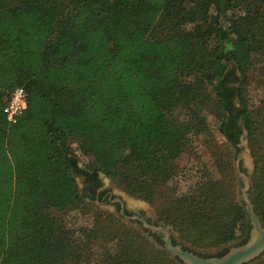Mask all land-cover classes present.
Listing matches in <instances>:
<instances>
[{"label": "trees", "instance_id": "obj_1", "mask_svg": "<svg viewBox=\"0 0 264 264\" xmlns=\"http://www.w3.org/2000/svg\"><path fill=\"white\" fill-rule=\"evenodd\" d=\"M230 63L240 72L235 85ZM259 63L264 0H0V264H90L93 256L103 264H184L161 234L150 233L158 247L142 232L114 228L109 214L108 224L75 236L66 215L87 197L75 175L102 170L150 197L168 163L190 147L194 130L181 111L203 126L212 99L229 141L242 131L238 119L252 134L244 85ZM17 86L27 107L9 123L3 108ZM74 143L99 167L81 168ZM261 161L252 201L264 224ZM124 167L140 177H125ZM195 194L187 200L192 219L209 201ZM195 196L203 199L191 203ZM185 214L175 218L182 231ZM219 219L220 235L191 241L226 243L251 227L236 203Z\"/></svg>", "mask_w": 264, "mask_h": 264}, {"label": "rangeland", "instance_id": "obj_2", "mask_svg": "<svg viewBox=\"0 0 264 264\" xmlns=\"http://www.w3.org/2000/svg\"><path fill=\"white\" fill-rule=\"evenodd\" d=\"M252 71L254 73L250 74L244 85L247 105L254 119L250 136L248 130L244 128L242 120L238 119L237 122L242 131L237 134L236 143L229 141L219 127L222 114L216 108L214 100L211 99L207 100L203 106L202 114L206 121L204 127L196 119L188 117L184 111L178 114V118L193 127L194 134L190 139V147L182 156L168 163L169 175L154 183L150 197L147 198L141 193L133 192L128 185L133 184V182L124 183L107 175L102 170L98 172L105 189H111L115 195L121 196L126 203L129 200L139 203L136 211L145 215L150 222L168 226L173 232V240L176 244H182L185 248L197 253L222 251L224 254L230 247L242 244L240 242L249 235L250 227L246 228L237 239L226 243L208 246L196 245L191 241V239H196L200 242H208L220 235L224 222L219 219V214L224 208H232L233 203H236L245 209L242 194L244 181L235 167L239 152L241 155L239 161L241 172L250 178L248 196L251 201L254 198L253 186L257 179V167L263 164L261 158L264 156V64L259 63L257 70ZM226 72L228 73L229 84H237L236 77H239L240 72L236 65L230 63ZM211 96L214 98V93H211ZM239 105L240 102L236 99V106ZM73 146L79 154V166L81 168L94 170L99 167V163L93 155L82 154L77 143H74ZM123 172L124 176L128 178L133 176L138 179L140 177L136 169L124 167ZM83 175V173L75 175L81 192H84ZM197 191L199 194L201 192L207 193L209 201L197 210V217L192 219L190 214L195 208L189 207L187 200L191 199L193 195H198L195 194ZM202 199V196H195L191 203H197ZM111 206V203L98 202L86 197L85 202L81 203L80 207L70 210L66 216L69 226L75 230V236L79 237L80 235L81 238H84L83 233L93 230L97 221H99L98 225L108 224V220L104 217H108L109 214L114 219L112 222L114 228L118 227L123 231L132 228L136 232L144 233L149 243H156L154 236L142 228L139 222L124 218L115 212ZM184 212L189 217L182 223H178L183 224L184 231H182L175 226V218ZM203 212H209V216L202 215ZM226 215L230 214L226 212ZM245 222L250 224L247 212ZM204 229H211L213 234L201 232ZM236 242L239 243L235 244ZM156 245L160 246L158 243ZM108 247L113 248L114 244L111 243ZM171 256L173 255L171 254ZM90 264L103 263L98 256H93ZM244 264H264V252L254 260Z\"/></svg>", "mask_w": 264, "mask_h": 264}, {"label": "water", "instance_id": "obj_3", "mask_svg": "<svg viewBox=\"0 0 264 264\" xmlns=\"http://www.w3.org/2000/svg\"><path fill=\"white\" fill-rule=\"evenodd\" d=\"M240 159L241 155L239 152L235 161V167L244 181L242 194L251 227L248 239L244 243L230 247L228 251L220 256H203L191 249L185 248L182 244H176L173 242V232L168 226L150 222L145 215L138 213L126 214L124 211L125 206L129 210L138 212L136 210L139 207V203H134L132 200H129L126 204L123 203L122 208L119 210L120 215L128 220H141L142 228L146 229L148 233L161 234L166 250L173 256L178 257L184 264H244L250 262L264 252V224L260 216L256 213L254 204L248 196L250 178L241 172L239 165ZM111 208L114 209L113 206Z\"/></svg>", "mask_w": 264, "mask_h": 264}, {"label": "flooded vegetation", "instance_id": "obj_4", "mask_svg": "<svg viewBox=\"0 0 264 264\" xmlns=\"http://www.w3.org/2000/svg\"><path fill=\"white\" fill-rule=\"evenodd\" d=\"M94 172H89V174L83 175V182H84V193L87 195V198L97 200L98 202H108L111 203V205L114 207V211L120 214L119 210L122 208L123 203L126 204L125 200L118 195H115L111 189H105L102 186L100 174H97V177L94 178ZM124 211L126 214L130 215L133 213H138L140 215H143L141 212H135L132 210H129L126 206L124 208ZM147 218V217H146ZM137 222L141 224V220L134 219ZM148 221H150L147 218ZM239 242H236L237 244ZM199 254L203 256H219L222 254V251H217L215 253H200Z\"/></svg>", "mask_w": 264, "mask_h": 264}, {"label": "built area", "instance_id": "obj_5", "mask_svg": "<svg viewBox=\"0 0 264 264\" xmlns=\"http://www.w3.org/2000/svg\"><path fill=\"white\" fill-rule=\"evenodd\" d=\"M27 107V92L24 87H15L3 108L6 120L16 123Z\"/></svg>", "mask_w": 264, "mask_h": 264}]
</instances>
